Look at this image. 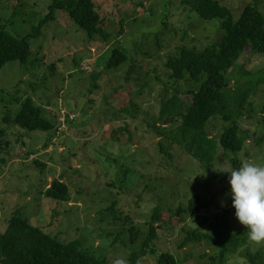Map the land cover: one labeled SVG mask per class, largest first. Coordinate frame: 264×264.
<instances>
[{"label": "rangeland", "instance_id": "rangeland-1", "mask_svg": "<svg viewBox=\"0 0 264 264\" xmlns=\"http://www.w3.org/2000/svg\"><path fill=\"white\" fill-rule=\"evenodd\" d=\"M53 1L4 0L0 31L28 36ZM220 1L236 19L253 2L264 14V0ZM96 4L103 27L113 34L109 42L91 41L66 12L58 11L57 18L30 39L32 64L11 62L0 67V233L20 209L52 236L81 241L113 264L118 259L129 264L131 253L148 234L154 210L161 207L164 223H158L155 246L171 252L177 264H219L213 263L219 245L184 243L187 233L197 229L219 234L222 242L245 236V246L233 252L227 249L225 264H249L245 252L264 250V242L248 238L226 195L227 174L216 169L245 162L264 166V54L251 48L228 75L235 92L248 85L257 92L240 121L241 134L248 135L243 150L233 154L220 148L216 161L206 166L172 143L177 126L168 124L167 112L162 117V102L178 93V104L184 102L187 108L190 86L175 85L165 64L181 46L201 50L219 41L224 34L220 22L200 18L179 0H96ZM117 47L125 48L131 60L107 69ZM132 66L136 70L125 81ZM27 98L43 109L55 130L26 131L5 121ZM161 117L160 124L168 126L164 135L153 126ZM228 126L218 116L210 121L208 132L219 142ZM159 142L173 153V160L161 154ZM55 180L69 186L70 202L45 196ZM195 194L210 206L192 216L184 210ZM131 225L142 231L136 244L127 232ZM142 264H158V255H148Z\"/></svg>", "mask_w": 264, "mask_h": 264}, {"label": "trees", "instance_id": "trees-1", "mask_svg": "<svg viewBox=\"0 0 264 264\" xmlns=\"http://www.w3.org/2000/svg\"><path fill=\"white\" fill-rule=\"evenodd\" d=\"M3 1L0 0V6ZM179 1L196 12L200 18L220 22L224 34L219 41L201 50L181 46L174 56L168 57L165 67L169 77L175 85L181 82L189 83L190 90L186 96L191 99V103L187 108L184 107V102L179 101L178 104L177 93L171 99L162 102L161 114L164 117L167 112L168 124L177 126L178 132L172 137V143L181 146L189 155L205 163L206 166H211L214 160L216 161L220 148L233 154H238L244 148V137L248 135L241 134L240 121L245 116L246 107L250 105L251 96L257 92L255 88L248 87L249 85L235 92L230 87L228 75L251 48L259 54H264V14L254 2L247 5L236 19L232 10L220 0ZM58 11L66 12L74 23L87 33L91 41L100 38L109 42L113 37V34L103 27L104 18L96 0H54L47 16L28 36L19 38L7 31H0V67L11 62H19L24 66L32 64L30 39L39 36L45 24L57 18ZM129 60H131L129 52L123 47H117L108 59L107 69L119 68ZM135 70L134 66L129 68L125 81L130 80L129 77ZM233 92H235L234 98ZM218 116L229 122V126L219 142H216L208 132V125ZM162 117L155 118L153 122L160 135L168 131V126L160 124L159 120ZM5 119L7 123L20 126L26 131L48 133L56 129L55 125L45 117L43 109L36 106L31 98L22 102L20 111L14 117L9 116ZM159 145L161 154L173 160V153L168 148H164L161 142ZM41 166L44 167L42 164ZM44 194L48 199L59 202L71 200L70 188L62 180H55ZM209 206L210 203L201 195L195 194L184 212L196 216ZM148 223V234L142 240L140 248L131 253L129 264H142L143 259L148 255H158V264H177V258L171 252L164 250L160 252L155 246L160 230L158 223H164L161 207L154 210ZM127 232L132 244H136L142 234V231L134 225H131ZM203 241L219 245L220 251L213 259V263L216 261L225 264L230 252L227 249H232L233 252L240 246H245L247 238L233 236L227 242H222L219 234L197 229L187 233L184 243ZM183 246L184 244L180 247ZM245 259L249 264H264V250L256 252L247 250ZM0 264L113 263L85 248L81 241L67 242L52 236L43 228L33 225L18 209L9 219L6 230L0 233Z\"/></svg>", "mask_w": 264, "mask_h": 264}, {"label": "clouds", "instance_id": "clouds-1", "mask_svg": "<svg viewBox=\"0 0 264 264\" xmlns=\"http://www.w3.org/2000/svg\"><path fill=\"white\" fill-rule=\"evenodd\" d=\"M216 171L227 174L228 195L234 216L244 226L253 242H264V166L242 163L239 167L219 166ZM115 264H126L118 259Z\"/></svg>", "mask_w": 264, "mask_h": 264}, {"label": "bare ground", "instance_id": "bare-ground-1", "mask_svg": "<svg viewBox=\"0 0 264 264\" xmlns=\"http://www.w3.org/2000/svg\"><path fill=\"white\" fill-rule=\"evenodd\" d=\"M14 121V120H13Z\"/></svg>", "mask_w": 264, "mask_h": 264}]
</instances>
